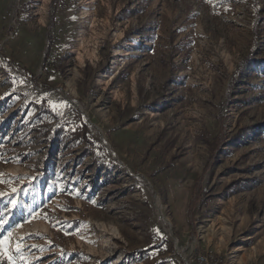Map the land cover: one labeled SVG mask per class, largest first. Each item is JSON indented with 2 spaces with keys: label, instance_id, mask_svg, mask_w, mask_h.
Masks as SVG:
<instances>
[{
  "label": "rangeland",
  "instance_id": "rangeland-1",
  "mask_svg": "<svg viewBox=\"0 0 264 264\" xmlns=\"http://www.w3.org/2000/svg\"><path fill=\"white\" fill-rule=\"evenodd\" d=\"M0 193V264H264V0H0Z\"/></svg>",
  "mask_w": 264,
  "mask_h": 264
},
{
  "label": "built area",
  "instance_id": "built-area-1",
  "mask_svg": "<svg viewBox=\"0 0 264 264\" xmlns=\"http://www.w3.org/2000/svg\"><path fill=\"white\" fill-rule=\"evenodd\" d=\"M198 261L200 264H220V260L216 256L210 255L209 253L198 254Z\"/></svg>",
  "mask_w": 264,
  "mask_h": 264
},
{
  "label": "snow or ice",
  "instance_id": "snow-or-ice-1",
  "mask_svg": "<svg viewBox=\"0 0 264 264\" xmlns=\"http://www.w3.org/2000/svg\"><path fill=\"white\" fill-rule=\"evenodd\" d=\"M13 191H15V189H13ZM3 196H4V193H0V197H3ZM0 223H2V221H0ZM5 242H6L5 240H0V245L5 244ZM17 248L19 249V243H17Z\"/></svg>",
  "mask_w": 264,
  "mask_h": 264
},
{
  "label": "trees",
  "instance_id": "trees-1",
  "mask_svg": "<svg viewBox=\"0 0 264 264\" xmlns=\"http://www.w3.org/2000/svg\"><path fill=\"white\" fill-rule=\"evenodd\" d=\"M55 2H57V0H55ZM200 195H201V194H199V193H196V194H195V201L200 197Z\"/></svg>",
  "mask_w": 264,
  "mask_h": 264
}]
</instances>
